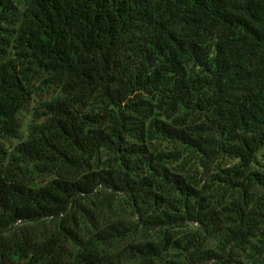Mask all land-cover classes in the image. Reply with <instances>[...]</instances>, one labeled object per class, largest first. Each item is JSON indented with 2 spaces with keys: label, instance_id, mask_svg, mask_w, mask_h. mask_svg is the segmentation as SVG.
I'll return each mask as SVG.
<instances>
[{
  "label": "trees",
  "instance_id": "obj_1",
  "mask_svg": "<svg viewBox=\"0 0 264 264\" xmlns=\"http://www.w3.org/2000/svg\"><path fill=\"white\" fill-rule=\"evenodd\" d=\"M37 95L0 264L264 263V0H0V139Z\"/></svg>",
  "mask_w": 264,
  "mask_h": 264
},
{
  "label": "rangeland",
  "instance_id": "obj_2",
  "mask_svg": "<svg viewBox=\"0 0 264 264\" xmlns=\"http://www.w3.org/2000/svg\"><path fill=\"white\" fill-rule=\"evenodd\" d=\"M15 1L18 3V5L24 3V0H14V2ZM3 26L8 28V27H10V24L9 23L4 24ZM52 93H53V91L49 90L47 93H42V94L45 97H50ZM39 99H41V97L39 95H37L36 97H34V99L27 102L26 105H24V107L21 110L18 111L16 118H17V122L20 125L19 126V134H18L19 137L0 139V145L3 148H10L14 144H16L19 140H21L25 137V135L27 133L28 125L32 122V120L34 118V111H35V108L37 106V101ZM252 168L257 169V170H261L262 172H264V143L260 147V149L258 150V152L255 156V160H254V163L252 165ZM205 181H206V179L204 178V180L201 181L200 185L202 183H204ZM214 243H215V241L212 242V245ZM232 254L234 255V259H236V261L239 262V264H264V263H261L258 261L249 262L246 258V253L242 252L241 250L233 249ZM209 264H213V263L209 262Z\"/></svg>",
  "mask_w": 264,
  "mask_h": 264
}]
</instances>
